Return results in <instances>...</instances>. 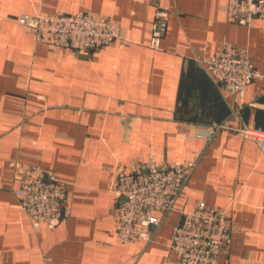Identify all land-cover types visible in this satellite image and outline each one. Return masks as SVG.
Returning a JSON list of instances; mask_svg holds the SVG:
<instances>
[{
	"label": "crops",
	"instance_id": "0c3cea01",
	"mask_svg": "<svg viewBox=\"0 0 264 264\" xmlns=\"http://www.w3.org/2000/svg\"><path fill=\"white\" fill-rule=\"evenodd\" d=\"M228 1L0 0V264H178L172 230L201 201L228 211L219 264H264V152L237 131L199 134L215 121L264 127V78L240 96L203 62L230 41L264 74V18L239 24ZM158 8L169 19L154 48ZM52 11L113 17L122 37L60 51L18 22ZM152 154L195 166L174 209L156 212L151 239L126 245L112 186ZM16 161L66 184L70 213L55 228H35L22 210Z\"/></svg>",
	"mask_w": 264,
	"mask_h": 264
},
{
	"label": "built area",
	"instance_id": "2783aa9c",
	"mask_svg": "<svg viewBox=\"0 0 264 264\" xmlns=\"http://www.w3.org/2000/svg\"><path fill=\"white\" fill-rule=\"evenodd\" d=\"M226 11L231 20L249 25L255 17L264 18V0H229ZM168 19L167 10H156L150 27V46L160 48ZM18 22L34 35L36 41L55 46L60 51L100 48L122 37L115 18L90 12L25 13L19 16ZM203 62L216 81L240 96L250 82L264 78L254 65L248 48L238 47L230 41H224L223 47ZM221 129L241 133L264 152L262 126H233L227 121H215L199 134L210 139ZM194 166V162L160 161L152 154L147 161L135 162L129 171L119 170L112 186L113 213L118 236L124 244L130 245L141 238L151 239L152 227L160 222L156 212L167 214L174 209ZM13 181V192L35 228H55L69 215L66 184L58 181L50 170L16 161ZM231 231L228 211L201 201L193 210L182 212L172 230L170 248L176 254L178 264H219Z\"/></svg>",
	"mask_w": 264,
	"mask_h": 264
},
{
	"label": "rangeland",
	"instance_id": "374dc122",
	"mask_svg": "<svg viewBox=\"0 0 264 264\" xmlns=\"http://www.w3.org/2000/svg\"><path fill=\"white\" fill-rule=\"evenodd\" d=\"M53 12V11H52ZM40 13V12H39ZM28 30V29H27Z\"/></svg>",
	"mask_w": 264,
	"mask_h": 264
}]
</instances>
